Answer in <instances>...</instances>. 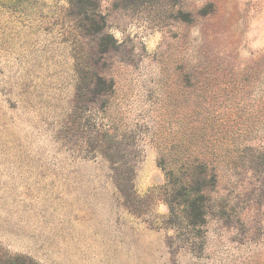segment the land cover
Masks as SVG:
<instances>
[{
    "label": "rangeland",
    "instance_id": "rangeland-1",
    "mask_svg": "<svg viewBox=\"0 0 264 264\" xmlns=\"http://www.w3.org/2000/svg\"><path fill=\"white\" fill-rule=\"evenodd\" d=\"M3 263L264 264V0H0Z\"/></svg>",
    "mask_w": 264,
    "mask_h": 264
},
{
    "label": "trees",
    "instance_id": "trees-1",
    "mask_svg": "<svg viewBox=\"0 0 264 264\" xmlns=\"http://www.w3.org/2000/svg\"><path fill=\"white\" fill-rule=\"evenodd\" d=\"M195 183H196V181L194 179L190 178V179H186V181H184L182 183V186L185 187L186 189H190V191L192 192V191H195L194 190ZM119 189H120V186H119ZM120 190L122 191V187H121ZM196 192L199 193L200 191L197 189ZM183 203H184V206L187 207V208H192V207L194 208V205H195L193 202L188 201V199L183 201ZM201 214L203 215V213H200V215Z\"/></svg>",
    "mask_w": 264,
    "mask_h": 264
}]
</instances>
